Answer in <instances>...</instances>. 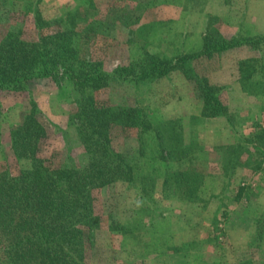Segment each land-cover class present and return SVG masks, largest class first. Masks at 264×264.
<instances>
[{"label": "rangeland", "instance_id": "1", "mask_svg": "<svg viewBox=\"0 0 264 264\" xmlns=\"http://www.w3.org/2000/svg\"><path fill=\"white\" fill-rule=\"evenodd\" d=\"M146 1V21L163 20L159 32L156 28L154 34L151 32L148 50L170 59L184 52L192 56L203 51L204 44L209 45L210 54H197L190 63L218 87L230 119L200 116V92L180 71L134 85L106 81L97 89L89 87L84 95L93 102L139 107L155 123L180 119L184 144L194 141L205 149L200 167L204 181L197 201L181 198L177 189L163 183L162 172L154 174L156 155H138L134 149L137 131L133 128H116L111 141L115 149L127 155L136 182L110 180L100 174L98 150L80 143L77 121L69 116L72 105L59 77L37 79L30 90L0 92V171L7 168L17 174L24 166L23 160H16L12 154L11 130L33 111L39 122L35 143L50 157L52 166L72 161L78 164V174L73 177L50 171L54 184L73 193L76 210L91 211L106 220L89 239L84 251L86 264H264V221L260 226L255 223L264 211V148L257 150L252 143L245 144L242 166L232 172L221 167L227 145L264 128V93L251 95L250 82L237 73L240 60L254 57L263 65L262 75L264 40L236 44L245 36H264V0ZM86 2L99 12L114 4L135 5L132 0ZM73 3L46 0L42 9L54 14L72 8ZM4 20L0 32L22 28V36L30 35L28 30L33 25L29 17L13 11ZM132 32L131 28L115 27L113 36L118 42L102 58L103 65H108L110 58L130 57ZM135 52L139 50L135 48L131 55L137 56ZM99 54L94 52V56ZM145 175L155 178L145 180ZM109 222L121 225L124 234L121 230L111 232ZM0 264L8 261L0 257Z\"/></svg>", "mask_w": 264, "mask_h": 264}, {"label": "trees", "instance_id": "2", "mask_svg": "<svg viewBox=\"0 0 264 264\" xmlns=\"http://www.w3.org/2000/svg\"><path fill=\"white\" fill-rule=\"evenodd\" d=\"M45 1L0 0V28L4 16L13 11L29 17L33 25L28 37L22 36L25 33L22 28L0 32V92L30 90L37 79L61 78L64 84L61 89L72 105L70 119L77 121L78 139L83 147L98 150L100 174L110 180L136 182L127 155L115 149L111 141V132L116 128H133L137 131L134 149L138 155H156L154 174L162 172L163 183L177 189L181 198L197 201L204 181L200 167L204 165L205 149L194 141L184 144L180 119L155 123L139 107L93 102L84 94L89 87L97 89L106 81L134 85L160 79L169 71H180L200 92V116H223L228 120L230 113L220 100L218 87L190 63L197 54H210L209 45L204 44V50L194 52V56L184 52L170 59L161 52H150L151 32L154 28L159 32L163 20L146 21L143 17L146 0H132L134 6L110 5L104 12L95 10L86 0H73L72 8L54 14L43 11ZM117 26L133 30L130 57L110 58L109 64L103 65L102 58L118 42L113 36ZM261 40L262 35L245 36L236 44H256ZM135 48L139 50L135 52L137 56L131 55ZM96 51L100 54L94 56ZM259 62L258 58L248 57L237 66L238 77L250 82L251 95L264 93V72L259 76L263 65ZM38 124L31 111L11 130L12 154L16 160H23L24 166L17 174L7 168L0 171V257L8 264H86L84 251L89 247V239L100 228L101 221L106 220L91 211L76 210L73 193L54 184L50 171L73 177L78 174V164L72 161L52 166L50 157L43 155L35 143ZM251 135L225 147L221 160L224 170L232 172L243 165L245 144L252 143L257 150L264 148V128ZM256 164L258 168L260 162ZM154 178L144 176L145 180ZM242 189L239 187V194ZM263 221L264 211L255 223L260 226ZM108 227L111 232L121 230L124 234L116 222H109Z\"/></svg>", "mask_w": 264, "mask_h": 264}]
</instances>
